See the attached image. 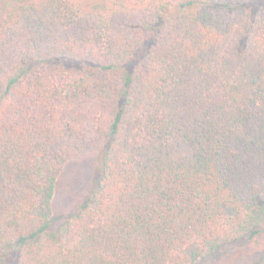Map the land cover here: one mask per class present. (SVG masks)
<instances>
[{"label":"trees","instance_id":"1","mask_svg":"<svg viewBox=\"0 0 264 264\" xmlns=\"http://www.w3.org/2000/svg\"><path fill=\"white\" fill-rule=\"evenodd\" d=\"M0 264H264V0H0Z\"/></svg>","mask_w":264,"mask_h":264},{"label":"rangeland","instance_id":"2","mask_svg":"<svg viewBox=\"0 0 264 264\" xmlns=\"http://www.w3.org/2000/svg\"><path fill=\"white\" fill-rule=\"evenodd\" d=\"M88 171V172H85ZM95 173V172H94ZM66 180L57 194L55 206L58 211H70L77 199L85 196L91 188L93 172L83 163H77L66 171Z\"/></svg>","mask_w":264,"mask_h":264}]
</instances>
